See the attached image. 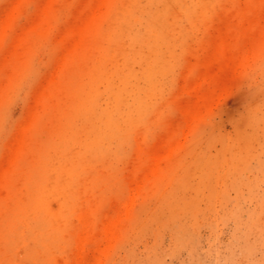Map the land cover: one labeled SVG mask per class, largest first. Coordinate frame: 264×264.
I'll return each instance as SVG.
<instances>
[{
	"label": "rangeland",
	"instance_id": "374dc122",
	"mask_svg": "<svg viewBox=\"0 0 264 264\" xmlns=\"http://www.w3.org/2000/svg\"><path fill=\"white\" fill-rule=\"evenodd\" d=\"M0 264H264V0H0Z\"/></svg>",
	"mask_w": 264,
	"mask_h": 264
}]
</instances>
